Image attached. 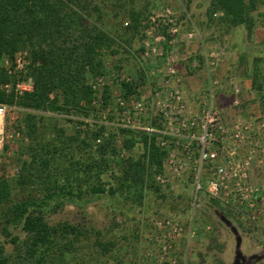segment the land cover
<instances>
[{
    "label": "trees",
    "instance_id": "16d2710c",
    "mask_svg": "<svg viewBox=\"0 0 264 264\" xmlns=\"http://www.w3.org/2000/svg\"><path fill=\"white\" fill-rule=\"evenodd\" d=\"M209 1L210 11H220L227 28L244 25L250 36L258 0ZM181 2L187 9L192 0ZM156 5L155 0H0V103L19 109L25 139L15 173L0 174V264H105L116 244L107 230L51 222L50 216L68 201L82 208L87 196L111 197L125 214L120 201L142 210L148 192L161 190L156 175L167 149L157 145L158 134L109 130L98 119L89 83L107 57L122 52L119 42L130 45ZM18 53L26 63L16 70ZM28 79L31 89L16 92L15 84ZM132 84L121 83L124 96L133 91ZM102 100L104 106L112 102L108 90ZM61 117L72 124V132L59 126ZM88 118L94 122L84 121ZM151 125L160 127L154 120ZM122 150L127 155L119 157ZM209 199V205L230 214Z\"/></svg>",
    "mask_w": 264,
    "mask_h": 264
},
{
    "label": "built area",
    "instance_id": "2783aa9c",
    "mask_svg": "<svg viewBox=\"0 0 264 264\" xmlns=\"http://www.w3.org/2000/svg\"><path fill=\"white\" fill-rule=\"evenodd\" d=\"M139 32L138 57L124 43L120 49L136 56L150 88L146 90L145 85L133 82L123 67L115 66L111 58L105 59L101 72L90 82L94 92L92 104L100 108L99 121L108 124V118L112 116L111 123L119 128L156 132L157 145L167 149L162 171L156 175L157 181L165 183L169 177L190 171L195 191L193 206L200 205L199 193L244 211L258 228L264 218V115L225 122L214 101V88L219 83L214 71L219 64V55L214 49H206L195 26L191 25L181 34L178 18L170 7L150 12ZM193 40L201 46L199 58L180 55L179 42ZM147 60H150L149 67L144 66ZM182 60L189 62L191 68L201 67L207 81L204 93L197 99L196 110L192 109L179 71L178 65ZM15 63V69H21L25 64L24 54L18 53ZM132 82L133 91L125 96L115 87ZM4 87L8 89L10 84ZM14 89L18 93L30 90L31 81L18 82ZM105 90L112 99L106 106L102 100ZM233 92V103L238 104L240 86L234 84ZM18 110L15 105L0 103V147L20 134L18 126L12 133L6 130L8 119L17 121ZM153 120L159 128L151 125ZM84 121L94 122L91 118ZM77 127L82 129L83 125ZM125 154L121 151L119 157ZM254 170L260 173L256 181L252 180ZM151 225L147 241L155 251L148 249L144 253L145 259L154 264H179V245L186 232L181 222L169 216L154 217Z\"/></svg>",
    "mask_w": 264,
    "mask_h": 264
},
{
    "label": "rangeland",
    "instance_id": "374dc122",
    "mask_svg": "<svg viewBox=\"0 0 264 264\" xmlns=\"http://www.w3.org/2000/svg\"><path fill=\"white\" fill-rule=\"evenodd\" d=\"M155 1L157 5L152 7L150 12L170 7L178 18L181 34L185 33L191 25L195 26L200 32L206 49H214L222 58L214 71V76L219 81L217 87L214 88V101L221 109L225 122L243 120L250 115H264V0H258L257 8L252 12L254 25L249 37L246 35L244 25L227 28L221 20L222 13L217 10L210 11L209 0H192L187 9L181 0ZM126 20L128 21L126 18L123 19V25ZM140 41L141 35L138 32L131 36L130 45L123 41L117 45L120 46L121 43L128 45L138 57ZM119 51L122 50L119 49ZM200 51L201 46L195 40L188 43L180 41L178 44L180 55L199 58ZM113 56V58L112 56L107 58H111L115 66L123 67L133 82L145 85L146 90L150 88L149 81L136 56L124 51ZM149 62L150 60H147L144 66L149 67ZM178 67L183 76L192 109L196 110L197 99L204 93L207 86L205 75L202 74L201 67L191 68L186 60H182ZM97 75L89 77V83ZM247 75H252L253 80H246ZM234 84L241 88L238 104L233 103ZM115 87L121 90L120 84ZM20 117L18 110L16 122L7 120L8 133H12L17 126H20ZM112 120L110 116L108 128L116 131L117 126L111 123ZM58 123L59 126L66 128L68 133L73 131L72 124L62 117ZM121 139L119 136L116 143L118 149L122 147ZM24 141L20 128L18 137L8 140L0 147V174L10 177L15 173L18 165L16 160L18 149ZM125 153L127 155V151ZM259 176L260 173L254 170L252 180H258ZM157 182L161 190L148 192L142 210L138 205L132 206L128 200L121 198L120 203L125 206V214H121L119 209L115 208L118 204L115 199L108 196L100 198L87 196L82 203V208L68 201L64 209L50 216L49 220L51 222L68 220L107 230V234L114 238L116 244L113 254L105 264H116V260L120 258H122L120 261L122 264L143 262L154 264L144 257L148 249L155 251L147 241V235L152 230L151 219L174 217L181 222L186 231L179 245L181 255L179 264H201V261L204 264H217V260H220L222 264H235V236L230 227L222 221L221 216L223 215L237 228L241 236L240 250L244 260L239 259L240 264H264V218L260 220L257 228L249 221L244 211L225 206L218 201L225 210H230V214L226 215L216 205L208 204L209 197L201 196L199 193L197 197L200 205L193 206L195 191L193 175L190 171L169 177L168 182ZM219 244L223 245L220 251L218 250ZM6 248L8 251L12 250L10 244H6Z\"/></svg>",
    "mask_w": 264,
    "mask_h": 264
},
{
    "label": "water",
    "instance_id": "95a60500",
    "mask_svg": "<svg viewBox=\"0 0 264 264\" xmlns=\"http://www.w3.org/2000/svg\"><path fill=\"white\" fill-rule=\"evenodd\" d=\"M221 219L226 225L230 227L232 233L235 236V264H240L239 259L244 260V257L240 250L241 236L239 235L237 228L232 225L231 222L225 216L222 215Z\"/></svg>",
    "mask_w": 264,
    "mask_h": 264
},
{
    "label": "crops",
    "instance_id": "0c3cea01",
    "mask_svg": "<svg viewBox=\"0 0 264 264\" xmlns=\"http://www.w3.org/2000/svg\"><path fill=\"white\" fill-rule=\"evenodd\" d=\"M251 35V34H250ZM263 41H264V36H263ZM218 55H219V53H218ZM220 61H222V58L221 57H219V60H218V62H220ZM202 74H204V71H203V69H202ZM248 76V75H247ZM205 77V76H204ZM246 80H248V81H250V80H253V76L252 75H249L247 78H246ZM217 87V86H216Z\"/></svg>",
    "mask_w": 264,
    "mask_h": 264
}]
</instances>
